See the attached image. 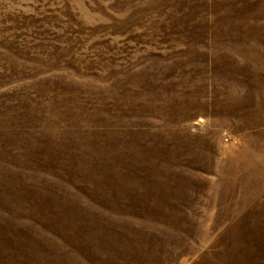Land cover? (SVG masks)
I'll return each instance as SVG.
<instances>
[{
    "label": "rangeland",
    "instance_id": "obj_1",
    "mask_svg": "<svg viewBox=\"0 0 264 264\" xmlns=\"http://www.w3.org/2000/svg\"><path fill=\"white\" fill-rule=\"evenodd\" d=\"M0 223L24 264H264V0H0Z\"/></svg>",
    "mask_w": 264,
    "mask_h": 264
},
{
    "label": "trees",
    "instance_id": "obj_2",
    "mask_svg": "<svg viewBox=\"0 0 264 264\" xmlns=\"http://www.w3.org/2000/svg\"><path fill=\"white\" fill-rule=\"evenodd\" d=\"M31 235V231L23 227L14 228L11 224L0 223V264H6L7 257L11 264H24L18 258L23 249L22 238H31Z\"/></svg>",
    "mask_w": 264,
    "mask_h": 264
}]
</instances>
